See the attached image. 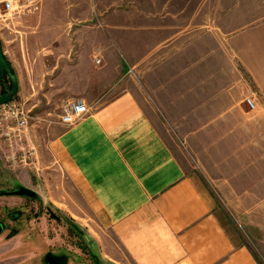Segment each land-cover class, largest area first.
I'll use <instances>...</instances> for the list:
<instances>
[{"label":"crops","instance_id":"obj_1","mask_svg":"<svg viewBox=\"0 0 264 264\" xmlns=\"http://www.w3.org/2000/svg\"><path fill=\"white\" fill-rule=\"evenodd\" d=\"M37 5L0 18L12 99L56 113L47 130L65 204L83 213L100 259L264 264V205L214 197L261 195L264 0ZM73 96L87 112L63 125Z\"/></svg>","mask_w":264,"mask_h":264},{"label":"rangeland","instance_id":"obj_2","mask_svg":"<svg viewBox=\"0 0 264 264\" xmlns=\"http://www.w3.org/2000/svg\"><path fill=\"white\" fill-rule=\"evenodd\" d=\"M33 112L31 109L32 118L13 147L0 146V192L20 187L32 191L31 195L0 194V264H47L44 259L47 254L59 257L62 264H81L87 259L92 264H108V260L100 259L97 244L87 238L86 228L81 224L83 213L65 204V180L51 157L47 130L57 118L56 113L49 110L50 114L37 117ZM21 150L28 154L24 162L17 161ZM10 151L14 153L15 162L7 158ZM263 159L262 139L261 161ZM192 163L195 165L193 160ZM263 168L261 166V177ZM260 182L261 195L229 197L228 202L220 195L214 197L225 209L226 203L264 205V179ZM9 213H14L15 217L11 218ZM227 213L235 219L233 212ZM263 215L264 208H261Z\"/></svg>","mask_w":264,"mask_h":264},{"label":"built area","instance_id":"obj_3","mask_svg":"<svg viewBox=\"0 0 264 264\" xmlns=\"http://www.w3.org/2000/svg\"><path fill=\"white\" fill-rule=\"evenodd\" d=\"M37 0H15L14 2L4 0L0 10V18L8 11L23 13L35 11L37 9ZM93 62L98 64L100 59L93 58ZM249 108H253L254 103L250 97L244 98ZM31 109L24 101L11 99L0 103V146L12 148L13 145L22 137L28 120L32 118ZM87 112V107L78 96L68 98L62 104L58 114V121L63 125H71L77 122ZM14 153H8V159L15 162ZM28 158L25 150H21L17 156V161L24 162Z\"/></svg>","mask_w":264,"mask_h":264},{"label":"water","instance_id":"obj_4","mask_svg":"<svg viewBox=\"0 0 264 264\" xmlns=\"http://www.w3.org/2000/svg\"><path fill=\"white\" fill-rule=\"evenodd\" d=\"M3 75H5L9 80L10 89L7 92L0 93V103L11 100L16 93V86H17L16 77L11 71V68L9 67L7 61L5 60L0 47V76ZM11 193L16 195H31L32 191L27 187H20L18 190L12 191ZM44 259L47 264H60L59 261H57L49 254L45 255Z\"/></svg>","mask_w":264,"mask_h":264},{"label":"flooded vegetation","instance_id":"obj_5","mask_svg":"<svg viewBox=\"0 0 264 264\" xmlns=\"http://www.w3.org/2000/svg\"><path fill=\"white\" fill-rule=\"evenodd\" d=\"M12 191H14V190H3L2 192H0V194H3V193L12 194L11 193ZM9 216L12 218V217H15V214L14 213H9ZM0 227H1V230H0V232H1L2 231V224H0ZM52 257L55 258L57 261H59L60 264H62V262L59 259V257L54 256V255H52Z\"/></svg>","mask_w":264,"mask_h":264},{"label":"trees","instance_id":"obj_6","mask_svg":"<svg viewBox=\"0 0 264 264\" xmlns=\"http://www.w3.org/2000/svg\"><path fill=\"white\" fill-rule=\"evenodd\" d=\"M4 77H6V76H5V75L0 76V81H1V79L4 78ZM6 79H7V81H8V85H7L6 88L1 89V90H0V93L6 92V91H8V90L10 89V82H9L8 78H6Z\"/></svg>","mask_w":264,"mask_h":264}]
</instances>
